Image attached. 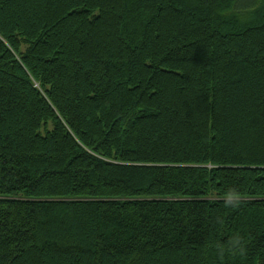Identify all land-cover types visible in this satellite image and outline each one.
<instances>
[{
	"label": "trees",
	"instance_id": "1",
	"mask_svg": "<svg viewBox=\"0 0 264 264\" xmlns=\"http://www.w3.org/2000/svg\"><path fill=\"white\" fill-rule=\"evenodd\" d=\"M0 264H264V0H0Z\"/></svg>",
	"mask_w": 264,
	"mask_h": 264
}]
</instances>
